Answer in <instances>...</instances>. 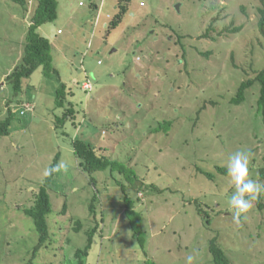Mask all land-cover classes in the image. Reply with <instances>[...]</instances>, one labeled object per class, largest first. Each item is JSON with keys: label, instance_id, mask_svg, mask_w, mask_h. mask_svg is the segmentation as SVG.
Returning <instances> with one entry per match:
<instances>
[{"label": "rangeland", "instance_id": "1", "mask_svg": "<svg viewBox=\"0 0 264 264\" xmlns=\"http://www.w3.org/2000/svg\"><path fill=\"white\" fill-rule=\"evenodd\" d=\"M20 1L0 0V120L14 114L0 137V264L31 258L38 235L23 210L57 154L70 167L48 185L51 237L33 264H78L75 252L96 227L83 264H186L188 255L192 264H214L212 240L228 264H264V194L237 225L226 171L232 153L250 151L249 176L264 184L259 85L232 102L264 70V0H126L111 30L120 0H56V20L36 31L50 43L51 70L37 69L14 94L6 77L20 64L38 5ZM62 84L76 116L56 128ZM75 139L125 165L135 181L85 172ZM121 187L139 232L124 214Z\"/></svg>", "mask_w": 264, "mask_h": 264}, {"label": "trees", "instance_id": "2", "mask_svg": "<svg viewBox=\"0 0 264 264\" xmlns=\"http://www.w3.org/2000/svg\"><path fill=\"white\" fill-rule=\"evenodd\" d=\"M18 3H22L20 0H13ZM118 14L112 19L109 23L108 30L116 28L123 16L128 11V2L126 0H120L118 5ZM57 18V1L56 0H38L37 8L34 12L33 17L31 18V25L29 27L28 33L26 35V40L23 44V52L20 60V64L17 67H14L12 72L6 77L7 83L11 84L14 94H18L22 88V82L26 79H29L30 76L39 68H44V71L50 72L48 63L50 62V43L49 41L39 35L36 31L40 26L52 22ZM258 28L262 36H264V9L261 10V19L258 23ZM54 72V70H52ZM254 83L259 85V98L257 101L258 110L261 113V120L264 125V70L257 73L256 77L252 81H247L242 83L238 89L237 96L232 100L233 104L239 105L244 101V92L250 88ZM66 85L62 84L55 93V102L57 108H64V112L61 117L56 119V128H63L64 125L71 121V124L75 122L74 118L76 112L70 102L66 101ZM68 103L69 107L65 108V105ZM13 113L10 110H7V116L4 119L0 120V137L9 135V128L13 121ZM169 125V124H166ZM73 154L79 159L83 170L89 174L98 173L101 171L109 170L111 173L119 172L125 176L126 180L130 183L135 181V175L132 170H129L125 165L118 163L117 161H111L109 158L104 156H98L94 148L91 147L89 143H85L82 140L75 139L72 142ZM57 154L53 160L51 166H54L58 163ZM50 166V167H51ZM262 177H264V169L261 172ZM208 178H211V175H207ZM54 174L44 180V183L39 187L38 193L34 197V205L29 209H24L23 214L32 220L34 229L38 235L36 246L33 248V253L31 258L26 264H33L35 258L37 257L41 248L48 242L50 239V232L47 225V216L51 214V203L50 197L47 192L48 185L52 182ZM121 191L125 195L124 202L126 204V209L124 214L129 218V223L131 224L133 231L139 232L141 223L138 217V213L134 210V203L130 200L126 194L123 187ZM97 199L95 195L92 198V203L90 206V211L93 214V203ZM259 207H262L259 205ZM66 206H63L65 211ZM76 232L80 226L77 223ZM97 227L92 231L87 233V243L83 250H77L75 252V257H77L78 264H83L82 258L88 256V252L92 247V241L96 233ZM209 252L212 255L214 264H228V259L225 256L224 252L216 244L215 240H212L209 245Z\"/></svg>", "mask_w": 264, "mask_h": 264}, {"label": "clouds", "instance_id": "3", "mask_svg": "<svg viewBox=\"0 0 264 264\" xmlns=\"http://www.w3.org/2000/svg\"><path fill=\"white\" fill-rule=\"evenodd\" d=\"M87 92V91H86ZM251 152L238 150L228 158L227 175L230 177L235 191L229 200L233 209V222L239 225L241 217L252 208L253 202L257 201L264 194V184L249 176ZM70 164L67 160H61L54 166L45 168L42 176L47 179L53 174L61 171L67 172ZM193 256L186 257V264H192Z\"/></svg>", "mask_w": 264, "mask_h": 264}, {"label": "crops", "instance_id": "4", "mask_svg": "<svg viewBox=\"0 0 264 264\" xmlns=\"http://www.w3.org/2000/svg\"><path fill=\"white\" fill-rule=\"evenodd\" d=\"M91 8L94 9V11L98 10V9H97V6H96L95 4H92V5H91ZM99 11H100V9H99ZM98 18H99V14H98L97 17H96V23L98 22ZM104 26H105V25H104ZM106 28H107V27H106Z\"/></svg>", "mask_w": 264, "mask_h": 264}, {"label": "built area", "instance_id": "5", "mask_svg": "<svg viewBox=\"0 0 264 264\" xmlns=\"http://www.w3.org/2000/svg\"><path fill=\"white\" fill-rule=\"evenodd\" d=\"M108 17V16H107Z\"/></svg>", "mask_w": 264, "mask_h": 264}, {"label": "water", "instance_id": "6", "mask_svg": "<svg viewBox=\"0 0 264 264\" xmlns=\"http://www.w3.org/2000/svg\"><path fill=\"white\" fill-rule=\"evenodd\" d=\"M178 8V7H177Z\"/></svg>", "mask_w": 264, "mask_h": 264}]
</instances>
